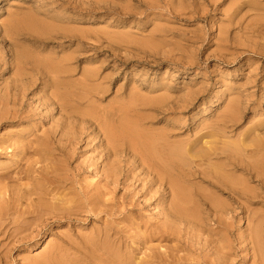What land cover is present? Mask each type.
Returning <instances> with one entry per match:
<instances>
[{
	"label": "bare ground",
	"instance_id": "1",
	"mask_svg": "<svg viewBox=\"0 0 264 264\" xmlns=\"http://www.w3.org/2000/svg\"><path fill=\"white\" fill-rule=\"evenodd\" d=\"M246 4L248 3H241L243 6ZM240 9L241 6L229 16L232 25H235ZM34 11L47 18L50 14L45 10L43 13L41 9ZM52 28L36 15L24 13L11 14L0 28V78L8 71H13L11 82L3 83L0 88V124L20 119V108L25 104L23 102L29 92H34L31 89L36 80L26 79L24 71L36 74L42 72L43 75L51 76L52 81L50 88L45 82V87L51 91L46 92L47 95L40 103L61 107L65 119L62 118L64 122L58 126L60 132L66 131L67 127L71 128L70 125L73 124H77L80 131L88 129V123L90 126L95 125L101 134L97 147L103 161L100 167H97L96 161L85 165L88 170L95 167L94 173L98 180L82 185L78 184L77 177L87 173L84 166L71 169L76 151L73 150L79 147L77 145L82 141L81 138H58L62 132L57 137L59 130L53 127L34 141L26 140V144L17 141L11 145L20 159L12 165L16 167L17 172L14 174L17 177L9 172L0 173V263H7L8 254L11 249L17 248L16 244L28 246L55 222L96 217L103 221V225L95 228L90 235L77 236L78 242L75 243L63 233L61 244L57 245L55 242L56 245H51V249L25 261L29 264H264L263 222L255 223L251 220V226L247 224L250 226V233L244 235L242 232L235 235V241H231V229L239 214H236L233 207L212 200L196 188L198 181L214 190L215 194L227 195L243 214L242 206L249 202L251 196L244 186V180L235 177L234 172L249 175V180H256L260 188L264 189V135L261 134L262 138L258 133L264 130V122L254 124V128H250L248 133L245 132L240 139L232 142L227 136L226 130L229 128L225 126L227 122H233V118L224 117L220 127L216 126L218 132H207L192 141L188 139V144L183 146L179 140H175L177 143L170 141L165 135L152 136L148 133L151 130H143L141 115L131 114L132 105H136L135 99L128 100L126 104L122 102L123 104L118 105V102V107L111 111L105 107L110 111L109 114L104 111L109 115L107 117L90 108L87 110L90 112H87L82 108L81 102L88 95L81 91H71L74 84L69 79L73 78L74 69L68 68V65L72 59L66 56L55 62L49 57L35 56L32 53L34 49L28 50L22 46V42L28 40L35 44L44 43L43 40L49 36ZM221 32L220 40L225 42V30H220ZM251 33L264 41V24L251 29ZM9 41L13 45L7 51L11 55V61L7 60L4 53ZM83 75L85 82L93 81L96 76L95 73ZM95 92L91 94L94 95ZM99 100L101 98L97 99ZM136 107L137 105L134 108ZM101 109L103 112L104 108ZM77 114L80 116L76 117ZM251 132L257 134L253 135ZM65 133L67 134L64 132L63 135ZM206 137L209 141L201 144ZM248 139L249 143L246 142ZM6 141H1L0 148ZM184 141L186 142L185 139ZM28 154L29 158L26 159ZM124 157L132 158L133 161H126ZM253 157L255 160L249 161ZM185 159L191 160V163L196 159L199 161L198 167L206 168L185 171L182 167ZM43 163L46 164L36 166ZM122 163L125 165L122 166ZM187 164L190 165L189 162ZM137 170H140L141 175L134 174ZM24 180L27 182L22 183ZM153 210L157 213L149 216L157 217L158 223L155 224L145 215ZM117 216H122L120 220L126 223V227H123L125 229L115 226L114 217ZM103 218L111 219L104 221ZM132 230L135 234L131 233ZM132 235L137 237L141 243L139 246L143 249L149 246V252L144 253L143 258L138 259V255H135V245L132 250L131 245H126L125 241L131 239ZM154 241L167 242L171 246L161 251V247L151 245ZM182 251L188 252V255H184Z\"/></svg>",
	"mask_w": 264,
	"mask_h": 264
},
{
	"label": "rangeland",
	"instance_id": "2",
	"mask_svg": "<svg viewBox=\"0 0 264 264\" xmlns=\"http://www.w3.org/2000/svg\"><path fill=\"white\" fill-rule=\"evenodd\" d=\"M244 2L248 4L241 5ZM239 6L241 9L238 11V18L234 21L235 25H232L229 16ZM250 6L253 8L250 9ZM35 9L50 12L49 17L34 11ZM17 13L34 14L53 27L49 36L43 40L44 43L35 44L28 40L23 41L22 46L28 50L34 49L32 53L35 56L49 57L55 62L66 56L72 59L68 65V68L74 69L73 78L69 79L74 84L71 91H81L88 95V98L81 102L86 111L90 108L93 112L96 110L97 114H105L106 109L111 111L117 108L118 102V105L126 104L128 100L135 99L137 107L132 105L131 114L141 115L143 130H151L148 133L152 136L165 135L170 141L179 140L183 146L188 144V139L192 141L207 132H218L216 126L220 127L224 117L233 118V122H227L225 126L229 128L226 130L227 136L232 142L240 139L245 132L248 133L250 128L264 122V41L251 33V29L264 24V0H0V28L9 20L11 14ZM220 30H225V42L220 40ZM12 47L9 41L4 48L9 61L11 55L7 51ZM85 73H95L96 76L93 81L85 82ZM24 74L26 79L36 80L31 89L34 92H29L23 102L25 104L20 108V119L0 124V143L7 140L0 148V173L9 172L16 176V167L12 165L20 158L16 156L17 151L15 152L11 145L17 141L22 144H26V140L34 141L54 127L59 130L57 137L61 132V135L67 132L58 138L69 136L68 138L82 139L77 145L79 147L76 146L73 150L76 151L71 166V169L79 165L81 168L84 166L87 171L77 177L78 184L88 185L96 182L98 179L95 177V167L88 170L85 165L93 161H96L97 167L102 165L100 149L97 147L101 137L99 129L88 123V129L80 131L77 124L76 127L73 124L70 125L71 128L67 127L66 131L60 132L58 126L64 122L62 118L65 119L61 107L41 104L43 97L47 95L46 92L51 91L45 87L47 82L50 88L51 76L28 70H25ZM12 79L13 71H8L0 78V88L3 83L11 82ZM82 81L85 83L81 84ZM98 98L101 100L97 101ZM97 106L100 109L103 107V112L102 109L98 110ZM108 114H105L106 117ZM258 133L262 137L264 130ZM207 141L209 138L206 137L201 144ZM84 142L86 146L83 145ZM246 142L249 143V139ZM28 158L29 154L26 156V159ZM34 158L37 159V156ZM124 160L133 161L129 157ZM185 160V165L182 163L185 171L200 168L198 160L194 159V163ZM251 160H255V157L249 161ZM25 162L24 159L23 163ZM201 168L205 169L206 166ZM134 174L139 176L141 172L137 170ZM234 174L244 180V186L251 196L249 202L242 206L243 214L227 195L215 194L206 184L196 182V188L201 193L210 196L214 201L233 207L236 214H239L231 229V241H235V235L242 232L244 235L250 233L251 220L255 223L263 222L264 227V189L260 188L256 180H249V175H242L240 172ZM26 182L24 180L22 183ZM151 213L155 214L157 211L145 213L146 217L152 223H158L157 217L149 216ZM121 218L122 216L114 217L116 227H126ZM106 219L111 218H103L104 221ZM102 222L96 217L55 222L44 229L28 246L16 244L17 248L11 249L8 254L7 263L29 264L25 259L38 257L56 243L61 244L63 233L70 236L72 242L77 243V236L90 235L95 228L103 225ZM131 233L135 234L133 230ZM132 236L125 241L126 245H131L130 249L135 245V255H138V259L143 258L149 246L143 249L139 246L137 237ZM151 245L161 247L160 250L171 246L170 243L157 241ZM182 253L188 255L186 251Z\"/></svg>",
	"mask_w": 264,
	"mask_h": 264
}]
</instances>
